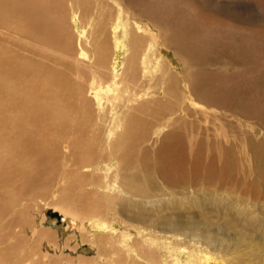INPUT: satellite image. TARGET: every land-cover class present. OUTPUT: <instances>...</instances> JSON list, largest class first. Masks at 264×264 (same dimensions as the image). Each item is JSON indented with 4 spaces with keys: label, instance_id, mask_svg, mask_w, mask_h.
Listing matches in <instances>:
<instances>
[{
    "label": "bare ground",
    "instance_id": "6f19581e",
    "mask_svg": "<svg viewBox=\"0 0 264 264\" xmlns=\"http://www.w3.org/2000/svg\"><path fill=\"white\" fill-rule=\"evenodd\" d=\"M110 1L116 7L112 12L104 9L111 7L109 0H0V245L6 246L0 250V264H39V260L30 263L38 257L35 250L4 245L16 236L17 226L28 224H21L20 218L27 211L16 214L17 202L37 188L53 195L59 188L62 194L65 186V208L46 207L44 212L59 243L60 232H72L74 238L76 233L84 237L86 231L110 234L115 225L112 221L121 218L117 215L118 201L152 202L153 190L145 186L141 191L123 174L131 153L139 151H130L136 136L143 138V144L160 139L159 170L168 184L170 180L180 182L190 170L201 167L202 163L191 164L187 147L171 140L168 129L184 119L176 116L178 112L184 115L196 110L214 122L218 116L207 115L190 98L194 91L182 88L178 103L174 100L162 111H155L157 102L175 93L178 85H166L162 52L177 45L179 54L188 57L186 36L170 35H178L177 28L165 34L161 24L155 25L143 15L148 20L144 25L142 18L119 1ZM71 22L77 35L70 30ZM161 23L165 27L172 20ZM88 36L92 39L82 45ZM81 64L88 70L81 69ZM206 128V132L211 131ZM212 130L215 134L220 128L214 125ZM166 190L171 194L166 191L163 197L175 200L174 191L170 187ZM76 204L86 206V212L77 211ZM143 215L133 219L142 224ZM171 220L160 222L161 232L151 229L145 234L146 229L138 228L136 234L148 247L158 248L162 242L158 249L166 251L163 264L239 263L236 256L226 259L202 250L203 244L211 243L201 240L202 236L184 234L181 238L182 230ZM130 230L123 227L120 237L127 252L115 251L108 256V264H138L134 259L142 244L136 240L129 247L134 235ZM39 231L34 230L31 237ZM189 238L195 242L187 241ZM50 244L58 245L54 241ZM108 250L121 249L113 246ZM126 253H132L131 263L128 257L124 259ZM115 255L118 258H112ZM27 256L29 261H24ZM155 261L153 256L148 259L149 264Z\"/></svg>",
    "mask_w": 264,
    "mask_h": 264
},
{
    "label": "rangeland",
    "instance_id": "374dc122",
    "mask_svg": "<svg viewBox=\"0 0 264 264\" xmlns=\"http://www.w3.org/2000/svg\"><path fill=\"white\" fill-rule=\"evenodd\" d=\"M117 1L142 18V24L148 21L144 15L155 25L161 24L165 34L177 28L179 34L170 35L176 38L186 36L187 44L184 47L188 57L179 54L181 50L177 45L169 47L168 52H162L166 85L172 82L178 85L175 93L157 102L156 109L159 111H155L160 112L175 101L178 103L182 88L194 91L190 98L199 103L201 109L208 112L207 115L212 113L218 116L214 122L211 118L202 117L196 110L185 111L184 115L178 112L176 116L184 119L168 129L171 140L186 146L191 164L202 163L201 169L190 170L178 183L172 180L166 183L159 170L160 139L143 144V138L136 136V145L130 151H139L131 153L123 174L141 191L145 186L153 190L152 202L118 201L117 215L121 218L112 221L114 231L110 234L95 231L92 235L86 231L83 232L84 237L76 233L75 238L72 232L66 235L60 232L62 244L57 235L54 238V229L50 220H45L44 212L46 207L65 208V186H62V194L59 188L53 195L37 188L17 202L15 212L17 214L22 209L27 211L20 222L28 224L17 226L14 229L16 236L4 245H13L16 250L28 252L35 250L38 257L30 263L39 260V264L43 261L45 264H108V256L114 255L115 251L127 252L122 247L120 237L123 227H129L134 234L129 247L136 240L142 244V250H138L134 260L138 264H147L150 256H153L155 264H163L162 257L166 258V251L158 249L162 242L159 241L158 248L148 247L143 238L136 234L138 228L142 231L146 229L145 234L151 229L161 232L160 222L172 218L182 230L181 238H185L184 234L186 237L202 236L201 240L211 242L203 244L202 250L226 259L236 256L238 264H264V0ZM108 3L111 7L104 8L106 11L116 9L110 0ZM169 18L172 23L164 27L161 22L166 23ZM70 25L71 32L77 35L76 30H72L73 22ZM91 39L92 36H88L87 41L82 39V45L85 46ZM174 66L177 69L174 70ZM79 67L88 70L84 64ZM214 125L220 128L219 133H215L219 138L213 134ZM206 127L211 131L206 132ZM197 156L199 160H196ZM166 187L174 191L175 200L163 197L166 191L169 193ZM85 191L91 192L89 188ZM31 193L38 196L31 197ZM76 210L86 212L87 207L76 204ZM130 214L132 217H129ZM139 214H144L142 224L138 219H133ZM81 215L89 217L87 213ZM32 229L40 231L31 237ZM164 232L162 235H167ZM37 238L43 243L40 240L37 242ZM177 240L180 241V238ZM53 241L58 245H51ZM187 241L195 242L192 238ZM113 246L121 250H108ZM5 248L0 245V250ZM131 255L125 254L124 259L128 257V263L132 262ZM112 258L118 257L115 255ZM24 261H29V257H25Z\"/></svg>",
    "mask_w": 264,
    "mask_h": 264
}]
</instances>
